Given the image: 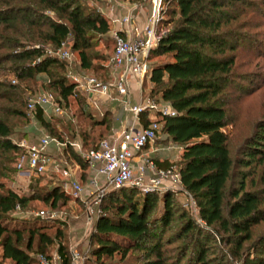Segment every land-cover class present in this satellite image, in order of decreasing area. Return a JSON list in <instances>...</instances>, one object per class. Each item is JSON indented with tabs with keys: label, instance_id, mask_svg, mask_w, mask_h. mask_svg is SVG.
<instances>
[{
	"label": "trees",
	"instance_id": "16d2710c",
	"mask_svg": "<svg viewBox=\"0 0 264 264\" xmlns=\"http://www.w3.org/2000/svg\"><path fill=\"white\" fill-rule=\"evenodd\" d=\"M38 2L63 20L52 21L39 15L48 30L45 33L47 43L57 49L71 36L72 50L77 53L80 66L89 69L86 51L91 41L94 36H103L109 31L103 16L80 9L76 0ZM167 2L172 7L170 15L177 16L169 21L170 28L158 36L156 46L149 52L148 74L143 85L147 82L151 87L148 97L168 104L176 112L175 117L158 122L161 133L171 145L180 149V154L174 165L164 160L155 162V166L158 169L173 167L177 171L181 192L193 200L202 225L186 213L177 214L170 191L109 190L99 199L100 213L89 236L94 243L89 254L94 260L119 256L121 260L132 257L136 264H222L224 259H214L213 245L228 247L237 255L243 245L250 242L251 230L264 222V189L244 190V183L240 181L237 189L229 190V201L224 205V188L233 167L250 169L252 164L262 165L261 180L264 182V118L241 143L233 161L227 145L228 135L223 131L226 126L225 96L236 90L240 82V76L234 71V54L244 35L239 31L238 9L246 3L242 0ZM6 21L5 15L0 14V23ZM33 24V21L28 22L30 26ZM6 46L14 48V45ZM9 56L10 61L18 62L38 59L32 66L15 67L12 74L17 80L44 75L48 78L47 87L56 92V101L67 105L70 99L77 108V117L86 114L89 118L85 111V96L76 90V86L63 78L51 76L49 69L59 68L56 59L44 56L39 49L21 50ZM3 87L8 92L15 88L9 84H3ZM14 114L24 118L21 112L14 111ZM32 117L48 131L47 135L59 138V134L51 133L40 109H35ZM141 122L143 126L146 124L144 120ZM90 125L108 133L113 121L109 117L108 123L95 121ZM61 128L72 136L74 129L70 126ZM76 134L83 150L94 148L103 139H93L84 132ZM10 136V125L0 119V151L10 154L9 158L0 159L10 165L3 169L4 172L15 174L14 164L22 150L10 141ZM62 158L79 166L81 171L87 168L69 147L63 150ZM45 177L56 178H33L30 193L26 196H19L0 183V264H37L30 252L33 250L43 256L45 249L54 244L59 264H69V254L61 243L56 242H60L59 230L55 228L52 237L45 233L50 227L49 219L10 218L16 206L19 212L34 202L53 209L58 202L66 200L58 184L39 187L37 181ZM175 215L178 227L167 235ZM178 243V247L173 246ZM248 246L247 252L253 249L257 256L248 264H264V239Z\"/></svg>",
	"mask_w": 264,
	"mask_h": 264
},
{
	"label": "rangeland",
	"instance_id": "374dc122",
	"mask_svg": "<svg viewBox=\"0 0 264 264\" xmlns=\"http://www.w3.org/2000/svg\"><path fill=\"white\" fill-rule=\"evenodd\" d=\"M77 6L86 11H94L103 16L106 20L109 31L103 36H94L90 43L86 54L89 58L90 68L85 70L80 66L77 53L72 50V38L68 36L64 41V50L70 52L72 57L66 61L60 58L59 48L53 49L45 40V33L48 32L44 26V21L39 17L41 14L52 21H63L59 15L47 9L38 0H0V14L5 15L7 21L0 23V119L5 120L10 125L11 136L10 141L18 147L20 144L30 145L37 141L40 133L48 131L34 119L31 118L26 109V104L29 99L38 95L49 94L56 99V92L47 87L48 78L44 75H33L32 78L17 80L12 74V70L18 66H32L36 63L35 58L28 61H13L9 60V54L19 52L21 50L39 49L44 56L52 57L57 60L59 68L52 67L49 72L53 78H63L68 83H73L74 77H93L98 81H108V61L113 50L112 33L116 31V24L111 23V19L119 18L120 16L130 14L134 20L133 23L138 28H143L150 15L149 0H76ZM168 0H163L162 10L160 12V23L156 29V35L160 36L166 32L170 25L169 21L175 20L177 15L171 16ZM245 1V6H240L237 22L240 25V32L244 33L243 42L240 43L234 54L235 58V74L239 75V87L232 90L225 96L224 111L226 115V126L223 129L228 135V150L232 161L237 156V150L241 143L251 135L254 131L255 124L264 118V0H242ZM29 21H33L32 26L28 25ZM245 36V38H244ZM4 45V46H3ZM6 45H14V48H9ZM107 72V73H106ZM4 85H11L14 88L12 92H8ZM77 85V84H74ZM150 85H143V93L147 94L150 90ZM76 90L83 94L79 88ZM131 98L134 97V91H131ZM84 105L86 114L82 117H77V108L73 101L68 100V104L61 106L64 108L65 115L61 117L45 116V121L49 124L51 133L59 134V140L63 141L78 139L76 133L84 132L90 134L93 139L107 138L111 129L106 131L99 130L96 126H91L90 123L95 121H106L109 117L112 120L116 118L121 111L117 103L104 102L101 99L88 100L85 96ZM14 111L23 113L24 118H20L14 114ZM70 126L74 132L69 137L64 133L61 127ZM101 131V132H100ZM100 132V133H99ZM99 134V135H98ZM155 145L160 146L164 151L163 158L165 161L174 165L178 161L180 149L171 145L165 136L161 133L157 136ZM54 153L53 151H51ZM9 153L0 151V158H9ZM148 158L154 163L157 158ZM87 166V165H86ZM0 183L7 189L15 192L19 196H26L30 193V187L33 183V178L29 182L24 183L15 179V174H8L3 169H8L10 165L4 164L0 159ZM79 167V166H78ZM262 165H251L250 169L241 167H233L230 178L224 188V205L229 201L228 193L230 189H237L240 181L244 183V190H262L264 182L262 179ZM87 171V168L83 169ZM57 178L53 180L42 178L37 181L40 188H48L57 183ZM80 186L84 190L82 200H88L86 203H91L94 198L101 196L109 191L105 189L102 193L92 191V187L88 184L86 175L80 174ZM167 190L173 194V201L178 213H186L197 224L202 225L197 218L196 207L193 200L181 192L179 185H174L168 188H159L156 191ZM66 195V200L58 202L55 208H49L41 203H31L22 211L10 213L12 220H31L35 219L34 214L43 212V219H49V228L46 234L52 237L54 229L57 228L61 233L60 242L70 253L75 251L82 258V264H136L134 258H125L121 260L119 256L111 258L101 257L99 260H94L90 257V249L94 246L93 241H90V233L94 222L100 213L99 208L95 211V216L87 217L85 214V205L81 199ZM99 201V200H98ZM264 207V203L262 204ZM225 210H223V214ZM176 214V215H177ZM172 221L170 231L167 235L172 234L178 227V220ZM264 239V222L258 224L251 230V240L244 244L242 250L235 255L228 247H224L215 243L213 245L214 259H224L222 264H248L256 259L253 254V249L248 250V245L255 241ZM35 243V242H34ZM178 247L180 243L173 246ZM264 249V247H263ZM56 251V245L48 246L43 254L46 258H52ZM255 251V250H254ZM31 257L36 259V254L33 250L30 252ZM128 257V256H127ZM264 259V254H263ZM6 264V263H3Z\"/></svg>",
	"mask_w": 264,
	"mask_h": 264
},
{
	"label": "built area",
	"instance_id": "2783aa9c",
	"mask_svg": "<svg viewBox=\"0 0 264 264\" xmlns=\"http://www.w3.org/2000/svg\"><path fill=\"white\" fill-rule=\"evenodd\" d=\"M163 0H149L150 15L143 28L134 25V18L128 13L111 19L117 29L112 33L113 50L108 61V81L101 82L93 77H74L73 84L88 100L101 99L104 102L117 103L122 112L130 119V125L111 133L100 140L94 148L83 150L79 140H58L46 133H40L37 141L30 145L20 144L22 150L14 164L15 179L24 183L39 176H54L62 192L79 199L84 190L76 179V165L62 158L63 150L71 148L87 165L90 172L88 184L92 187L89 195L102 193L105 189L134 188L140 193L151 192L159 188L179 185V176L173 167L158 169L142 154L144 150L156 152L155 141L161 130L160 119L172 118L176 112L166 103L155 101L143 93V83L148 74V55L156 46L157 26ZM59 56L68 61L72 54L60 45ZM131 91L134 98L131 101ZM44 116L61 117L65 115L63 106L49 94L38 95L28 100L26 109L31 118L35 109ZM141 120L146 124L143 126ZM53 151L54 153H52ZM78 169V168H77ZM97 177L101 178L99 183ZM98 197L86 203L87 217L95 216ZM19 211V207H15ZM43 218V212L34 214ZM37 264H59V257L46 258L36 256ZM69 264H82L81 256L75 251L70 253Z\"/></svg>",
	"mask_w": 264,
	"mask_h": 264
},
{
	"label": "crops",
	"instance_id": "0c3cea01",
	"mask_svg": "<svg viewBox=\"0 0 264 264\" xmlns=\"http://www.w3.org/2000/svg\"><path fill=\"white\" fill-rule=\"evenodd\" d=\"M133 98L134 97L131 98V101H133ZM113 105H114V103H113ZM116 107L121 108L120 105L119 106H116ZM112 121H113V125H112V128H111L110 134L113 133V132H115V131L121 130L124 127L130 125V119L127 118V116L122 112V110L120 111V113L118 114V116L116 118H113L112 119ZM154 148L156 149V152H151V150H144L142 152V154L144 156H146V157L149 156V157L157 158V160L159 162L166 160V158H163L164 155H162L163 154L162 152L164 151V148L162 149L158 145H154ZM74 173H75L76 179L79 182H80V174H82V173L85 174L87 180H89L90 179V176H91L90 175V172H88V170L87 171H85V170L84 171H81L78 166H76L74 168ZM97 179H98L99 183H101V178L97 177Z\"/></svg>",
	"mask_w": 264,
	"mask_h": 264
}]
</instances>
